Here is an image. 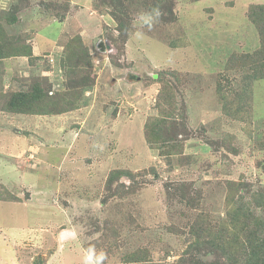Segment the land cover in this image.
Segmentation results:
<instances>
[{"label": "rangeland", "instance_id": "374dc122", "mask_svg": "<svg viewBox=\"0 0 264 264\" xmlns=\"http://www.w3.org/2000/svg\"><path fill=\"white\" fill-rule=\"evenodd\" d=\"M172 1L167 27L137 22L144 11L136 6L126 41L100 0H0V29L19 36L36 58H0V264H84L89 246L106 254L103 264H126L137 251L147 264H185L190 254L213 262L216 252L192 247L195 218L217 227L232 182L264 189V79L231 68L260 46L249 12L264 0ZM11 9L19 18L10 27ZM78 35L93 67L81 65L70 84L60 59ZM159 74L173 89L178 122L185 116L190 130L168 143L175 151L147 142L148 122L162 117L157 105L171 110ZM35 83L54 98L80 96L76 109L6 110L14 92ZM220 89L232 99L247 94L239 99L243 119L222 113ZM115 172L131 177L109 190Z\"/></svg>", "mask_w": 264, "mask_h": 264}, {"label": "trees", "instance_id": "16d2710c", "mask_svg": "<svg viewBox=\"0 0 264 264\" xmlns=\"http://www.w3.org/2000/svg\"><path fill=\"white\" fill-rule=\"evenodd\" d=\"M22 0H17V3ZM102 5L108 6L110 9L111 17L117 21L116 31L120 33L123 40L128 41L134 33V18L133 9L138 6L144 12H150L152 8L158 7L160 10V17L156 22H163L167 27L173 24L171 17L173 16V1L172 0H152L150 2L142 3L139 0H100ZM71 4V3H70ZM72 7L76 6L71 4ZM70 8L69 12L71 11ZM12 8V7H11ZM19 9V8H18ZM18 9H11V14L8 17V25L14 26L18 21L17 12ZM61 21L66 20L65 14H61ZM249 18L256 27L260 46L256 50L253 56L242 57L231 61L237 62L231 66L232 69L236 67L249 68L251 73L248 75V80L257 81L264 79V5L256 4L250 7ZM5 28V27H4ZM0 29V58H18L27 57L36 59L31 47L22 39L15 36H7L5 29ZM31 35V34H29ZM114 35H110L113 39ZM63 54L60 59V64L67 70L70 84H76V74L81 65L86 67L87 70L93 67V55L90 53L88 47L83 44V39L80 35L75 36L69 40L65 46H63ZM33 57V58H32ZM39 57V56H38ZM52 58L48 61L51 62ZM230 63V64H231ZM83 69L80 70V72ZM90 73V72H89ZM88 73V75H89ZM160 78L158 82L162 84L163 92L167 94V101L174 102L175 97L173 95V89L163 78V74H159ZM73 78V81H71ZM83 80L81 85L88 87V82ZM83 83V84H82ZM77 86V85H76ZM218 97L221 98V102L224 105L222 113L230 118L241 117L240 113L244 108L241 105L240 100L247 96L242 92L236 94V98L232 99L222 94L224 92L220 89ZM50 88L45 87L41 83H35L28 91L19 90L11 95L10 100L7 102L6 110L12 113L24 114V115H50L53 113L62 114L73 111L76 109V103L78 98L70 97V94H64L60 97L54 98L57 94L50 95ZM76 93V91H75ZM227 96L228 93H227ZM69 99V100H68ZM176 102V101H175ZM59 103V104H58ZM49 105L53 110H49ZM60 105V106H59ZM171 110H164L161 104L157 105L162 117H152L148 122L147 128V142L152 147L168 145L172 147L171 150L175 151L177 144H168L171 140L178 138L179 134L190 136V130L186 124L185 116H182L181 121L178 122V117L172 111L174 105L171 103ZM114 175L108 179V188L112 190L113 184L122 175L131 177L129 173L115 172ZM230 186L231 192L227 195L226 202V217L221 219L217 227H211L208 223V218L204 215H199L195 218L194 224L190 231L195 237V244L192 247L198 248L197 250H207V254L210 251L216 252L217 260L213 262H203L197 259V255H186L181 261L189 264H218L219 260H225L222 264H264V189L253 190L247 188V184L235 183ZM242 190L245 191L242 193ZM200 197L195 195L191 201L192 205L197 203ZM145 252L137 251L129 256H126V264H147L148 258L144 255ZM206 255V254H205ZM188 256V257H187ZM215 262V263H214Z\"/></svg>", "mask_w": 264, "mask_h": 264}, {"label": "clouds", "instance_id": "9594fccd", "mask_svg": "<svg viewBox=\"0 0 264 264\" xmlns=\"http://www.w3.org/2000/svg\"><path fill=\"white\" fill-rule=\"evenodd\" d=\"M161 13L158 7H154L150 12H143L139 16L137 22H142L143 25H147L149 29L153 26L154 22L158 20ZM137 35H141L137 33ZM63 49V48H62ZM106 259V254L101 251L97 253L95 246H89L85 250L84 264H103V261Z\"/></svg>", "mask_w": 264, "mask_h": 264}, {"label": "built area", "instance_id": "2783aa9c", "mask_svg": "<svg viewBox=\"0 0 264 264\" xmlns=\"http://www.w3.org/2000/svg\"><path fill=\"white\" fill-rule=\"evenodd\" d=\"M51 62H54L53 58L51 59Z\"/></svg>", "mask_w": 264, "mask_h": 264}, {"label": "crops", "instance_id": "0c3cea01", "mask_svg": "<svg viewBox=\"0 0 264 264\" xmlns=\"http://www.w3.org/2000/svg\"><path fill=\"white\" fill-rule=\"evenodd\" d=\"M11 260H13V258H11Z\"/></svg>", "mask_w": 264, "mask_h": 264}]
</instances>
